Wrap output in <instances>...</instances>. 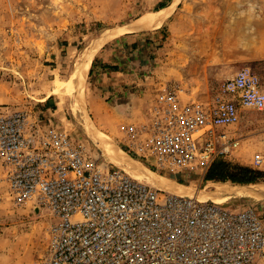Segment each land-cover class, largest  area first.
Returning <instances> with one entry per match:
<instances>
[{
    "label": "built area",
    "instance_id": "2783aa9c",
    "mask_svg": "<svg viewBox=\"0 0 264 264\" xmlns=\"http://www.w3.org/2000/svg\"><path fill=\"white\" fill-rule=\"evenodd\" d=\"M167 84L145 125L130 127V156L159 174L190 181L235 152L227 130L243 111L264 110L259 76L243 68L207 101ZM0 159L8 193L51 217L49 250L36 264H262L264 219L137 180L82 139L25 111L0 113ZM253 165H264L257 154Z\"/></svg>",
    "mask_w": 264,
    "mask_h": 264
},
{
    "label": "rangeland",
    "instance_id": "374dc122",
    "mask_svg": "<svg viewBox=\"0 0 264 264\" xmlns=\"http://www.w3.org/2000/svg\"><path fill=\"white\" fill-rule=\"evenodd\" d=\"M200 1L208 6L201 5ZM244 1L249 0H171L168 15L179 4L181 8H186L191 14V19L187 21L193 23L190 28L194 29V24H204L206 36L213 38L216 50L220 44H231L242 37V19L236 15L240 9L237 5ZM260 1L264 4V0ZM160 2L161 0H0V113L29 112L44 124L51 123L59 130L82 139L102 155V159L122 167V164L116 163L117 160L109 159L105 152L101 138L108 136L125 161L141 165L151 175L150 178L157 181L164 178L172 185H180L128 153L130 140L126 131L132 126L139 127L148 122L147 106L152 103L136 102L127 96L123 101H115L113 94L92 96L90 83L93 79L91 81L89 75L80 98L68 89L60 95L53 94L58 81L66 83L75 74L81 76L84 67L90 65L94 57L98 58L103 48L108 47L114 49L109 59L117 57V62H125L132 68L119 77L123 81H137L138 78L144 81L148 77L155 89L162 87L161 83L173 84L171 81L175 77H168L169 73L162 68L161 49L164 43L175 44L181 37L180 32L188 28L185 27V21L180 28L170 27L168 20L165 25H161L159 33L153 35L152 32L162 23L152 13ZM196 9H206V13L196 15ZM144 19L149 20L151 26L145 24L143 27L144 22L137 24ZM262 37L264 42V34ZM136 40L145 42L137 44ZM150 44L154 45L151 50L148 49ZM148 50L154 51L149 68L145 64H137L139 59L146 57ZM249 65L260 77L264 90V61ZM235 73L236 71L229 69L208 70L191 72L187 77L178 75L177 78L188 84L189 88L182 87L185 90L193 88L195 100L204 102L218 91L219 82L231 78ZM196 74L201 80H211L209 87L194 88L189 79ZM114 79L110 78L112 81ZM92 131L101 138L91 134ZM227 131L232 136L241 137V144L232 155L218 160L264 172V165H253V158L257 154L264 155V110L243 111L240 122ZM145 182L153 183L149 179ZM261 185H264V177L257 183L248 185H236L231 181L207 182L198 178L190 180L184 187L194 193L196 190H203L205 195L215 193L217 189L225 190L226 193L233 191L234 196L227 195L229 207L251 206L264 219V197L253 196L251 189L255 188H249ZM51 221L47 211L35 209L32 204L18 206L13 202L0 159V264H36L46 257Z\"/></svg>",
    "mask_w": 264,
    "mask_h": 264
},
{
    "label": "crops",
    "instance_id": "0c3cea01",
    "mask_svg": "<svg viewBox=\"0 0 264 264\" xmlns=\"http://www.w3.org/2000/svg\"><path fill=\"white\" fill-rule=\"evenodd\" d=\"M172 2L171 0H161L157 9L152 13L155 14V12L170 9ZM200 3L201 5L208 6V4H203L202 1H200ZM179 5L177 9L174 10L172 14L170 12V14L161 21L162 23L158 28H155L154 32H152L153 35L159 33V29L165 25L168 20H170L171 23L170 27L174 26L180 28L182 22L185 21V27L188 28V30L186 29L185 31L180 32L181 37L175 44H172L171 42L164 43V47L161 49L162 68L164 72L169 73L168 77H175V79H172L173 81L168 80V82L171 81L173 84L189 88L187 83L178 80V75L187 77L191 72L208 70L218 71L224 69H229L231 71L234 70L236 71V75L237 72L243 68H250L252 70L249 64L264 61V42L262 39L264 34V4L260 0L244 1V3L237 5L240 9L238 10L239 13L236 17L242 19V27L240 28L242 29V37L234 41L235 43H222L216 48V50L213 47V38L206 36V28L204 24H194L195 28H190L193 23H190L187 19H191V14H189L186 8H181ZM196 6L197 5H195V7ZM196 10L197 11L194 12L196 15L206 13V9ZM144 42L145 41L136 40L135 43L142 44ZM149 47L150 48L148 49L151 50L154 45L150 44ZM113 50L111 47L103 48L98 55V58L97 56L94 57L89 65L90 69L88 75L91 78V81L93 79L90 83L91 95H102V93L109 95L113 94L115 101H123L124 97L127 96L128 98L132 97V100H135L136 102L144 101L145 103H153L159 93H161L162 88L167 84L161 83L163 86H160L159 89H155V87H152L153 82H151V79L149 80L148 77H146L144 81L139 78L137 81H123L119 77L124 76V73L132 70V68L125 62H117V57L109 59V55L112 54ZM153 53L154 51L150 52L148 50L145 54L146 57H143V60L139 59L137 64H145L146 67L149 68V66L152 65ZM157 61H159V59ZM175 72H178V74ZM110 78L115 79L112 81ZM199 78L200 77H198L197 74L192 75L189 79V83L192 86H195L194 88L196 89L199 87H209L211 80L207 78L201 80ZM227 79L230 78H226L222 82H219L218 85L220 86ZM102 81L104 83H102ZM125 85L128 86V88ZM192 90L193 88L191 90H186L184 95L185 101L189 99L195 100L193 98L194 94L192 93ZM150 106L148 104L147 109H149ZM206 176L200 179L205 180ZM167 177L172 178L171 181H175V183H180L181 186H186L187 182H189L178 180L173 176ZM262 264H264V260Z\"/></svg>",
    "mask_w": 264,
    "mask_h": 264
},
{
    "label": "bare ground",
    "instance_id": "6f19581e",
    "mask_svg": "<svg viewBox=\"0 0 264 264\" xmlns=\"http://www.w3.org/2000/svg\"><path fill=\"white\" fill-rule=\"evenodd\" d=\"M168 10L169 9H165V10H161V11L156 12L155 15L158 18L157 20L158 21H163L165 19V17L168 15ZM143 22H144L143 27H145V24L148 25V26H151V22L149 20L145 21V19L137 22V24L143 23ZM88 73H89V65H86L84 67L83 74L81 73L82 74L81 76H76V74H75L66 83L58 81L56 83V86H55L53 94L60 95L66 89H68V91L70 90L71 92H75L78 95V98H80V96H83L84 85L86 83V77H87ZM79 79H80V81H79ZM91 134H94V132L92 131ZM94 135L97 138H101L100 135H96V134H94ZM101 139H103L102 140L104 142L103 146H104L105 152L108 155L109 159L117 160L116 163L118 162V163H120V165L122 164V167L126 170V172L128 174H130V176L131 175H132V177L134 176L133 178H135L137 180H140V181H144V182L147 181L148 179L152 180L153 183H156V185H158V186H160L162 188H165L166 190H168L170 192L172 191V192L179 193V194H185V193H188V192L192 193L191 191H189L188 188H185L184 186H181V185H179V186L172 185L171 183H169L170 181H168V180H166L164 178L161 179L160 181H157L154 178H150L151 175L141 165L137 164L136 162L132 163L129 160L125 161L126 159L121 158L120 155H119L120 152L118 153V151L114 148V145L111 143V139L108 136L104 135ZM122 156H123V154H122ZM123 163L124 164L127 163V165L125 164L123 166ZM218 187L224 188V187L219 186V185H218ZM252 188H255V189H251L252 190L251 194H253V196L264 197V185H261L260 187L257 186V187H252ZM217 192H220V193H217ZM217 192L211 193L210 195H205V192L203 190H201V191L196 190V195L202 196L204 200L208 199V200H210L212 202H215L217 204H224V203H228V201H227L228 200V196L227 195L229 194V196L230 195L234 196L233 194L235 193L233 191H230V192L226 193V191L222 190V189H217Z\"/></svg>",
    "mask_w": 264,
    "mask_h": 264
},
{
    "label": "trees",
    "instance_id": "16d2710c",
    "mask_svg": "<svg viewBox=\"0 0 264 264\" xmlns=\"http://www.w3.org/2000/svg\"><path fill=\"white\" fill-rule=\"evenodd\" d=\"M262 177H264V172L217 160L213 163L205 180L207 182L231 181L236 185H248L257 183Z\"/></svg>",
    "mask_w": 264,
    "mask_h": 264
},
{
    "label": "water",
    "instance_id": "95a60500",
    "mask_svg": "<svg viewBox=\"0 0 264 264\" xmlns=\"http://www.w3.org/2000/svg\"><path fill=\"white\" fill-rule=\"evenodd\" d=\"M126 165H127V163H126ZM154 186H157V187H159V188H162V187H160V186H158V185H156V184H153ZM179 186V185H178ZM253 186H249V188H252ZM185 188H187V187H185ZM162 189H164V190H166L165 188H162ZM168 191V190H167ZM172 192V191H171ZM192 193H185V194H196V193H194L193 191H191Z\"/></svg>",
    "mask_w": 264,
    "mask_h": 264
}]
</instances>
